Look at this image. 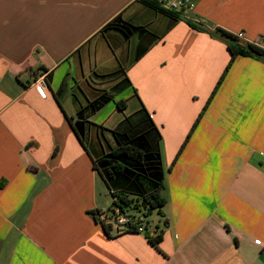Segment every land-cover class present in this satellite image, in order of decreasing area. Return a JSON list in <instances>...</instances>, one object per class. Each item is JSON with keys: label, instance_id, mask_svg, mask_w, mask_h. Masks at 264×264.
<instances>
[{"label": "crops", "instance_id": "crops-1", "mask_svg": "<svg viewBox=\"0 0 264 264\" xmlns=\"http://www.w3.org/2000/svg\"><path fill=\"white\" fill-rule=\"evenodd\" d=\"M147 1L0 0V264H264V59L237 56L211 97L231 58L214 30L264 48V0ZM116 16L155 36L139 59L137 35L101 31ZM142 105L162 134L163 226L107 234L93 160Z\"/></svg>", "mask_w": 264, "mask_h": 264}, {"label": "trees", "instance_id": "trees-1", "mask_svg": "<svg viewBox=\"0 0 264 264\" xmlns=\"http://www.w3.org/2000/svg\"><path fill=\"white\" fill-rule=\"evenodd\" d=\"M147 3L162 12L175 14L161 8L156 0H149ZM189 23L196 28H200L192 22ZM111 29L121 32L126 39L134 35L138 36L139 42L135 51L136 60L146 53L155 40V36L146 27L133 25L121 16L113 18L101 31ZM213 34L221 37L226 42L231 58L211 97L222 83L237 56H254L264 59V48L255 43L242 42V39L237 35L222 28H216ZM119 72L123 74V79L116 88L122 89L130 86L131 82L125 71L121 69ZM111 99V95L103 92L96 99L89 102L88 108L91 112H96ZM118 107L122 111L125 110L127 107L126 100H120ZM82 113L83 109L80 110L79 115L81 116ZM201 116L202 114L197 118L193 129L197 126ZM110 132L114 144H110L105 138L102 139L103 153L99 158L93 160V167L111 193L112 206L106 212L97 210L94 215L107 234L110 233L112 228L111 225L100 221L99 216L102 213L106 214L119 209L122 213H129L134 217L141 216L143 218L144 233L148 234L150 224L149 221H146V218L154 211L163 215L161 209L167 203V197L164 193L165 177L160 149L161 130L154 122L152 114L142 105L137 111L125 116L117 127ZM79 137L85 146L82 132H80ZM132 229H135L134 225ZM129 232L138 233L136 231ZM157 237H149V239L153 241Z\"/></svg>", "mask_w": 264, "mask_h": 264}, {"label": "built area", "instance_id": "built-area-1", "mask_svg": "<svg viewBox=\"0 0 264 264\" xmlns=\"http://www.w3.org/2000/svg\"><path fill=\"white\" fill-rule=\"evenodd\" d=\"M159 6L167 11L182 14L186 10H191L195 7L193 0H156ZM240 39H243V33L237 34ZM260 45L259 42L255 43ZM46 78L43 77L40 83H35L34 88L40 94V96L45 97ZM99 219L104 224L111 225V228L115 233L120 234L128 231H136L138 233H144V225L142 223L143 218L132 216L129 213H122L119 209H115L114 212L102 213L99 216ZM135 226V229H132V226Z\"/></svg>", "mask_w": 264, "mask_h": 264}, {"label": "rangeland", "instance_id": "rangeland-1", "mask_svg": "<svg viewBox=\"0 0 264 264\" xmlns=\"http://www.w3.org/2000/svg\"><path fill=\"white\" fill-rule=\"evenodd\" d=\"M132 109V106H130L129 111ZM103 191L101 193V199L103 200V207L105 209H110V207L112 206V196L111 193L109 191V189L107 188V186L105 185V187H103ZM146 221H149L150 227L151 228H155L157 226L162 227L163 226V218L162 215L159 214L157 211H154L151 215H149L146 218Z\"/></svg>", "mask_w": 264, "mask_h": 264}]
</instances>
